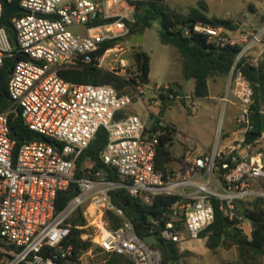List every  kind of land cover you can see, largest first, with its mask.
Listing matches in <instances>:
<instances>
[{
  "label": "built area",
  "instance_id": "2783aa9c",
  "mask_svg": "<svg viewBox=\"0 0 264 264\" xmlns=\"http://www.w3.org/2000/svg\"><path fill=\"white\" fill-rule=\"evenodd\" d=\"M14 1L22 9L10 18L16 47L2 24L0 0V69L5 59L14 57L8 78L11 109L21 110L23 123L40 139L17 149L10 137L8 112H0V264H79L73 247L63 244L71 233L69 220L83 206L88 210L84 216L89 214L97 228L92 241L106 253L126 256L134 264H160V251L141 239L133 223L113 204L111 192L121 188L148 203L158 195L179 197L172 206L175 220L159 231L164 240L182 243L184 232L188 240L201 239L200 234L215 220L216 203L245 233V221H250L238 214L236 202L264 199V130L252 144H245L246 134L255 131L254 90L236 65L264 44V25L255 34L237 36L224 26L205 22L186 29V35H205L220 47L241 46L220 98L224 112L230 104L237 107L236 138L224 144L227 132L222 131L209 151L187 154L177 169L165 172L156 167V157L161 137L171 129L160 114V95L177 98L173 85L156 86L154 95L145 99L148 85L128 72L124 58L115 73L135 77L130 93H120L111 85L66 81L59 74L63 68L83 67L94 59L101 67L109 54L126 52L120 44L131 36L127 22H134L135 12L129 0H8ZM111 40L117 43L100 54L102 45ZM133 67L136 71L134 62ZM102 127L108 132V143L100 160L114 170L116 178L94 171L91 160L84 162L83 174L77 176L79 157ZM73 184L77 195L58 211L59 192ZM109 210L125 219L118 229L109 228ZM181 217L179 231L175 222ZM81 238L87 240L90 235L84 232ZM46 247L51 249L49 256L44 254Z\"/></svg>",
  "mask_w": 264,
  "mask_h": 264
},
{
  "label": "trees",
  "instance_id": "16d2710c",
  "mask_svg": "<svg viewBox=\"0 0 264 264\" xmlns=\"http://www.w3.org/2000/svg\"><path fill=\"white\" fill-rule=\"evenodd\" d=\"M134 6V22H127L130 26V35L135 36L142 28H151L155 21L160 24V39L162 44L174 46L182 58V72L186 80H194L193 96L196 98H206L209 96V80L215 77H227L237 61L241 52V46L220 47L208 41L207 36L201 34L186 35L187 28H192L197 22L209 23L212 26H224L228 30H234L235 24L231 20L208 17V5L205 0H200L197 6L192 7L187 14H181L171 9L164 0H129ZM116 18L110 19L111 21ZM264 22V15L262 16ZM98 24V23H97ZM117 40L106 41L101 50L112 48ZM21 56H18L20 59ZM150 56L143 50H137L134 54V65L143 84H150ZM15 64L14 57L7 58L0 69V80L12 70ZM236 68L243 73L251 83L254 90V104L252 106V126L256 132L264 130V59L257 64L253 63L248 56L241 57ZM66 81L93 84L111 85L120 93H130L135 83V77H124L117 75L98 66V61L93 60L83 67L63 68L59 72ZM181 88V87H180ZM182 89V88H181ZM181 92L175 91L174 96H179ZM162 101L161 116L164 111L174 104L169 94H161ZM12 102L8 95V80L3 86L0 85V112H8L10 137L16 141L18 149L24 143L39 140L40 137L31 131L22 120L21 110L11 109ZM166 135L160 140L158 154L156 157V167L164 169L171 160L170 146L172 144V133L175 132L173 126L168 125ZM108 143V132L105 128H100L90 146L82 153L77 163V176L83 174L82 166L86 160L94 163V171H106L110 179L116 178V173L111 167L104 165L100 160V153ZM78 189L73 184L69 190L61 191L58 194L56 207L61 211L66 207ZM112 202L120 208L125 217L134 225L136 234L141 238L156 234L161 244L155 246L160 251V264H180L182 252L177 242L167 241L160 237L159 231L166 223L174 221V210L172 206L179 200L178 196L158 195L150 203L143 197H132L126 189H116L111 192ZM237 212L240 216L250 221L252 225L251 236L244 233L238 226V221L229 220L225 214L219 210L216 203L214 222L200 234L201 239H206V246L212 251H217L221 247L236 246L238 249V259L235 264H263L264 256V199L255 198L236 202ZM106 219L109 228L118 229L125 219L114 211H107ZM158 222L159 225H156ZM183 218L177 220L176 229L182 231ZM71 233L63 247L72 246L74 259L83 264L82 256L94 249L95 253H104L102 264H134L133 261L123 255L106 253L100 246L96 245L92 238L82 240L81 234L87 232V219L83 214L82 207L69 220ZM0 242V246H1ZM51 249L46 247L44 254L49 256ZM2 255V253H0Z\"/></svg>",
  "mask_w": 264,
  "mask_h": 264
},
{
  "label": "rangeland",
  "instance_id": "374dc122",
  "mask_svg": "<svg viewBox=\"0 0 264 264\" xmlns=\"http://www.w3.org/2000/svg\"><path fill=\"white\" fill-rule=\"evenodd\" d=\"M171 8L181 14H187L192 7L197 6L200 0H164ZM208 5V17L228 19L234 22L235 29L231 30L233 36L242 33L255 34L264 25V0H205ZM159 21H155L151 28L146 29L143 36L142 49L150 56V84L146 87L145 99L154 95L156 86L173 85L181 94L174 99L168 109L164 111L163 118L166 123L175 128L172 136L170 152L172 160L162 169L165 172L173 171L179 167L181 157L193 155L213 147L222 131L233 126L236 106L230 104L226 112L216 97L224 92V77L210 79L209 97L196 98L193 96L194 80H186L182 72V58L179 51L171 45L161 42ZM136 36H131L127 42L120 44L126 50L124 54H109L101 64L105 70L120 71V58H124L130 70L133 67L134 54L138 49ZM264 44H258L247 55L254 63L264 59ZM182 89H181V88ZM130 112H133L130 110ZM252 200V199H250ZM83 214L87 206H83ZM87 233L93 237L96 226L92 225L94 219L87 214ZM183 235L180 245L182 259L180 264H235L238 259L236 246L221 247L212 251L206 246V239L191 241ZM94 249L82 256L83 264H102L104 253H95ZM264 264V256L262 258Z\"/></svg>",
  "mask_w": 264,
  "mask_h": 264
},
{
  "label": "water",
  "instance_id": "95a60500",
  "mask_svg": "<svg viewBox=\"0 0 264 264\" xmlns=\"http://www.w3.org/2000/svg\"><path fill=\"white\" fill-rule=\"evenodd\" d=\"M4 3V16H3V21L2 24L4 27H6L9 30V36L10 40L13 44V46H17V39H16V30L14 29L13 25L10 22V18L15 14L22 12V9L19 7L18 2L14 1L13 3H9L8 0H2ZM146 31V28H142L137 32L136 36V43L138 45V49H142V44H143V36ZM131 36H129L127 39H130ZM10 75V72H8L1 80H0V85L3 86L8 80ZM261 137L260 132L256 131H250L246 134L245 136V144L250 145L254 141H256L258 138ZM144 241L150 245V246H158L161 244V241L157 238L155 234H151L149 236L144 237Z\"/></svg>",
  "mask_w": 264,
  "mask_h": 264
},
{
  "label": "crops",
  "instance_id": "0c3cea01",
  "mask_svg": "<svg viewBox=\"0 0 264 264\" xmlns=\"http://www.w3.org/2000/svg\"><path fill=\"white\" fill-rule=\"evenodd\" d=\"M263 51H264V48H263ZM250 54H251V53H250ZM253 63H254V62H253ZM255 64H257V63H255ZM219 78H220V77H219ZM227 78H228V76L223 78L224 90H225V87H226V84H227ZM209 83H210V80H209ZM223 93H224V92H221V94L218 95V96L216 97V99H217V101H219L220 105H222V104H221V100H220V98L223 96ZM209 94H210V91H209ZM208 97H209V96H208ZM236 109H237V107H236ZM236 131H237V129H236L234 123H233L232 128L226 130L227 135H226V137H225L224 144H227V143H229V142H233V140L236 138V135H234L233 133H235ZM232 134H233V135H232ZM211 148H212V147H211ZM211 148H208V149H206V150H204V151H201L200 153H204V152H206V151H209ZM253 151H254V150H253ZM200 153H197V154H200ZM241 153H242L243 155H245V152H244V151H242ZM183 157H184V156L181 157V162H182V160H183ZM181 162H180V163H181ZM180 163H179V165H180ZM244 227H245V233H246L248 236H251V233H252V230H253V229H252V225H251V223L248 222V221H245Z\"/></svg>",
  "mask_w": 264,
  "mask_h": 264
}]
</instances>
